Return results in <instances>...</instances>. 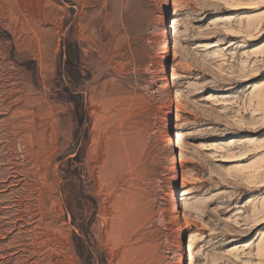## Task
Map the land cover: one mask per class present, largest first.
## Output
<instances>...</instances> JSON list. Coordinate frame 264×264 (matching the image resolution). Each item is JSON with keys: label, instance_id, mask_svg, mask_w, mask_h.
<instances>
[{"label": "rangeland", "instance_id": "obj_1", "mask_svg": "<svg viewBox=\"0 0 264 264\" xmlns=\"http://www.w3.org/2000/svg\"><path fill=\"white\" fill-rule=\"evenodd\" d=\"M256 2L0 0V264H264Z\"/></svg>", "mask_w": 264, "mask_h": 264}, {"label": "bare ground", "instance_id": "obj_2", "mask_svg": "<svg viewBox=\"0 0 264 264\" xmlns=\"http://www.w3.org/2000/svg\"><path fill=\"white\" fill-rule=\"evenodd\" d=\"M167 8H168V3H165V6H164V8H163V10H162V12H163V14H162V18H161V20H160V22H161V24H165L166 23V16H165V12H166V10H167ZM251 21H253V20H251ZM250 21V22H251ZM248 24H247V28H249V27H251L252 26V24L253 23H249V22H247ZM250 29V28H249ZM168 30H167V28H166V26H164V30L162 31V34L166 37V40H167V37H168ZM249 32V31H248ZM227 35L229 36V35H232V34H229V33H227ZM247 35V34H246ZM213 46H216V44H213L212 45V47ZM166 48H168V46L166 45ZM168 58V56L167 55H165V57H164V61H163V64H162V66H163V71L165 72V74H167V71H168V63H167V59ZM260 91H258V93L256 94L258 97L259 96H262V94L261 93H259ZM257 98V97H256ZM170 122H171V115H169L168 117H167V119H166V122H165V127H167V133H166V135L167 136H170V129L168 128V126L170 125ZM236 141V140H235ZM230 143L232 144V143H234V141H230ZM172 144H173V141H172V139L169 137V139H168V141H167V146L168 147H171L172 146ZM173 167L175 168L176 167V162L174 161L173 162ZM177 180H178V176H177V173L175 172L174 173V175H173V177H172V179H171V183H170V187L171 188H173V193H172V200H173V209L174 210H178L179 208H180V203H179V201H178V199H177V192H176V190H175V185L177 186ZM178 238H179V241L181 242V251H180V259H179V262H180V264H187V260H186V258H185V252H184V250H185V247H184V245H183V241H184V239H185V237H184V232H183V230H181L180 231V233H179V236H178Z\"/></svg>", "mask_w": 264, "mask_h": 264}, {"label": "snow or ice", "instance_id": "obj_3", "mask_svg": "<svg viewBox=\"0 0 264 264\" xmlns=\"http://www.w3.org/2000/svg\"><path fill=\"white\" fill-rule=\"evenodd\" d=\"M259 5H264V0H257L256 3H250V4H247V5H244L246 7H251V8H256L258 7ZM239 6V5H238Z\"/></svg>", "mask_w": 264, "mask_h": 264}]
</instances>
